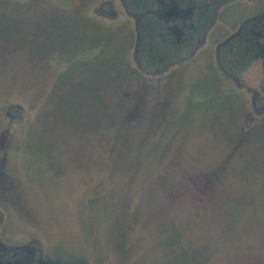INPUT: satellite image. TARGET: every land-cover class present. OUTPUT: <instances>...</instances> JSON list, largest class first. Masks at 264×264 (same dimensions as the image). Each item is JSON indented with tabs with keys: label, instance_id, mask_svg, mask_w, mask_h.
<instances>
[{
	"label": "rangeland",
	"instance_id": "374dc122",
	"mask_svg": "<svg viewBox=\"0 0 264 264\" xmlns=\"http://www.w3.org/2000/svg\"><path fill=\"white\" fill-rule=\"evenodd\" d=\"M102 1L0 0V238L88 264H264V113L214 60L264 0L224 6L147 79L133 19Z\"/></svg>",
	"mask_w": 264,
	"mask_h": 264
},
{
	"label": "trees",
	"instance_id": "16d2710c",
	"mask_svg": "<svg viewBox=\"0 0 264 264\" xmlns=\"http://www.w3.org/2000/svg\"><path fill=\"white\" fill-rule=\"evenodd\" d=\"M122 11L133 19L132 58L143 78L161 77L175 65L195 56L216 25L220 10L235 0H118ZM96 11L115 18L114 0H104ZM214 60L222 74L250 92L254 114L264 113V12L242 19L234 31L216 43ZM260 64L256 87L244 83V73ZM21 107V108H20ZM9 106L6 115L20 106ZM15 109V110H14ZM14 111V112H13ZM20 113V114H21ZM19 114V115H20ZM3 212L0 210V225ZM0 264H88L85 260L64 261L51 257L38 238L13 244L0 238Z\"/></svg>",
	"mask_w": 264,
	"mask_h": 264
}]
</instances>
